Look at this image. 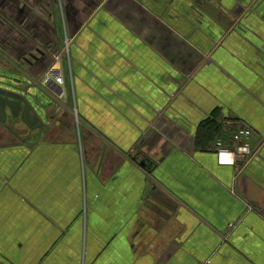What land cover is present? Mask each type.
Masks as SVG:
<instances>
[{
    "label": "crops",
    "instance_id": "crops-1",
    "mask_svg": "<svg viewBox=\"0 0 264 264\" xmlns=\"http://www.w3.org/2000/svg\"><path fill=\"white\" fill-rule=\"evenodd\" d=\"M53 3L25 0L31 61L0 63V264H264V0Z\"/></svg>",
    "mask_w": 264,
    "mask_h": 264
},
{
    "label": "flooded vegetation",
    "instance_id": "flooded-vegetation-1",
    "mask_svg": "<svg viewBox=\"0 0 264 264\" xmlns=\"http://www.w3.org/2000/svg\"><path fill=\"white\" fill-rule=\"evenodd\" d=\"M50 1L51 15L55 17L54 1ZM19 2L20 8L18 10V24H19V41L16 42V29L14 19V6ZM25 0H0V24L4 27V30H0V63L4 65H12L13 61L17 59L21 64L31 61V55H28L27 47V35L28 25L25 16ZM60 6V5H59ZM0 25V27H1ZM17 52V53H16ZM43 54V51H40ZM16 53V54H14ZM18 56V58L16 56ZM28 55V56H27ZM39 55V54H38Z\"/></svg>",
    "mask_w": 264,
    "mask_h": 264
},
{
    "label": "built area",
    "instance_id": "built-area-1",
    "mask_svg": "<svg viewBox=\"0 0 264 264\" xmlns=\"http://www.w3.org/2000/svg\"><path fill=\"white\" fill-rule=\"evenodd\" d=\"M65 44H66V49L65 51H68V42L65 40ZM64 52V48L61 49V52H59V54L55 57V61H53L54 65H59L60 64V53ZM45 54V52H43ZM51 67V66H50ZM48 68L44 74H43V84H52V88L56 89L55 92H57L59 95L63 94V74L61 72L60 68ZM250 132L249 130H245L242 129L240 131H238L237 133H235L232 137H231V141L234 145V147L231 149L227 148V146H225L223 144V142L221 140H217L215 143L216 146V155H217V159L218 162L220 164H229L232 165L234 164L235 160L237 158L243 159L246 155H249L252 153L251 151V147L250 144L248 142V138H249Z\"/></svg>",
    "mask_w": 264,
    "mask_h": 264
},
{
    "label": "trees",
    "instance_id": "trees-1",
    "mask_svg": "<svg viewBox=\"0 0 264 264\" xmlns=\"http://www.w3.org/2000/svg\"><path fill=\"white\" fill-rule=\"evenodd\" d=\"M220 124L217 123L214 119H208L205 120L203 123H201V126L198 129L197 133V139L195 142H199L200 144V139L204 137L205 141L204 143L207 144V141L214 140V138L219 135Z\"/></svg>",
    "mask_w": 264,
    "mask_h": 264
},
{
    "label": "rangeland",
    "instance_id": "rangeland-1",
    "mask_svg": "<svg viewBox=\"0 0 264 264\" xmlns=\"http://www.w3.org/2000/svg\"><path fill=\"white\" fill-rule=\"evenodd\" d=\"M54 1V0H53ZM59 7V16H61V13H60V9L62 8V6H58ZM63 10H64V8H63ZM63 19H64V21H63V23L61 22V20L58 18V19H54V20H52L51 22H52V24H53V27H56L57 25V27H58V29H60V30H62L61 29V26L63 25V27H64V31H65V33L62 31V33H64V34H66V32H68V29H67V22H66V19H65V16H64V13H63ZM1 25V24H0ZM17 25V24H16ZM43 29V28H42ZM0 30L1 31H3L4 30V27L1 25V27H0ZM43 32H46L47 33V30H45V29H43ZM68 34V33H67ZM67 36H69V34L67 35ZM65 40H66V35H65V38L63 39V41H64V47H62V48H60L59 46H60V44H59V46L57 47V50H59V52H61V49H63L64 48V52L63 53H60L61 55L59 56L60 57V60L62 59V61L63 60H65L66 61V63L68 62V57H69V54H68V51L66 52L65 51V49H66V44H65ZM18 42V41H17ZM61 45H62V42H61ZM48 46H46V48H47ZM45 47H43V51H46L48 48H51V47H48L47 49H46ZM61 61V62H62ZM48 63H49V65H50V62L48 61ZM65 79L69 82L68 84H69V86H70V80H68L67 79V75H65Z\"/></svg>",
    "mask_w": 264,
    "mask_h": 264
},
{
    "label": "water",
    "instance_id": "water-1",
    "mask_svg": "<svg viewBox=\"0 0 264 264\" xmlns=\"http://www.w3.org/2000/svg\"><path fill=\"white\" fill-rule=\"evenodd\" d=\"M141 165H142V166H146V165H145V162H142V164H141Z\"/></svg>",
    "mask_w": 264,
    "mask_h": 264
}]
</instances>
